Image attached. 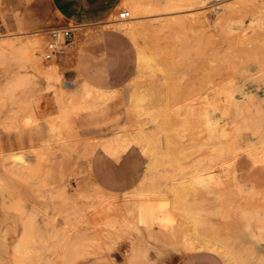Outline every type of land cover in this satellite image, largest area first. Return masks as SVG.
I'll return each mask as SVG.
<instances>
[{"label": "rangeland", "instance_id": "rangeland-1", "mask_svg": "<svg viewBox=\"0 0 264 264\" xmlns=\"http://www.w3.org/2000/svg\"><path fill=\"white\" fill-rule=\"evenodd\" d=\"M134 1L96 25L124 37L135 63L126 84L101 92L65 86L56 58L42 59L48 0H0V133L33 142L0 151V264H185L200 253L264 264V189L234 170L239 157L264 164L261 3L138 0L120 20Z\"/></svg>", "mask_w": 264, "mask_h": 264}, {"label": "crops", "instance_id": "crops-1", "mask_svg": "<svg viewBox=\"0 0 264 264\" xmlns=\"http://www.w3.org/2000/svg\"><path fill=\"white\" fill-rule=\"evenodd\" d=\"M118 2L119 0H48L53 24L45 29L44 34L54 27L66 26L73 29L71 42L55 57L65 86L76 89L86 84L101 92L113 91L121 88L133 76L135 63L127 56L128 42L125 38L109 29H96V25L107 19ZM32 143L31 137L26 133H0L2 152L25 150ZM234 170L236 179L241 184L264 189V164L255 166L249 158L239 157L234 163ZM185 264L221 262L217 257L200 253L199 258L190 257Z\"/></svg>", "mask_w": 264, "mask_h": 264}, {"label": "bare ground", "instance_id": "bare-ground-1", "mask_svg": "<svg viewBox=\"0 0 264 264\" xmlns=\"http://www.w3.org/2000/svg\"><path fill=\"white\" fill-rule=\"evenodd\" d=\"M161 1V0H160ZM171 1V0H170ZM192 1V0H191ZM260 1V3H261V6H262V9H263V12H264V0H259ZM165 2H166V0H165ZM168 2V1H167ZM192 2H196V1H192ZM192 2H191V4H192ZM174 5L175 6V4H174V1L172 0V3H171V5ZM244 4H245V1L244 0H241V1H238V2H235V3H232V4H230V5H227L226 7H224V9H226L227 10V12H228V10L229 11H236L237 9H239V11H241V10H244V11H246L245 9L246 8H244ZM159 5V4H158ZM165 6H166V8H168L167 7V4L165 3L164 4ZM172 5V6H173ZM247 5V4H246ZM189 6V5H188ZM142 4H141V2L140 1H138V0H136V1H134L133 3H132V5H131V7L129 6V8H128V12H129V15H130V17H129V19L130 18H132L133 17V15L135 14V13H137V12H139L141 9H142ZM160 7H161V4H160ZM151 8H153V7H151ZM165 8V7H164ZM165 8V9H166ZM178 8V7H177ZM154 9V8H153ZM159 8L157 7V10H158ZM161 9V8H160ZM170 9H171V6H170ZM172 9H173V7H172ZM241 9V10H240ZM130 11H132L131 13H130ZM151 11H152V9H151ZM264 14V13H263ZM119 20V19H118ZM114 22V21H113ZM115 22H116V20H115ZM124 22L123 21H118V22H116L115 23V28H117V29H120V28H124ZM111 25V24H110ZM112 26V25H111ZM128 31H129V33L130 34H133V30H134V28H133V26H130V27H128V28H126ZM136 33V32H135ZM136 35V34H135ZM134 35V36H135ZM133 37V36H132ZM137 37V36H136ZM136 37H133L134 39L136 38ZM133 39V40H134ZM137 41V40H136ZM188 41H190V40H188ZM13 42V41H12ZM18 42V41H17ZM16 42V43H17ZM191 42V41H190ZM8 43H9V41H8ZM11 43V42H10ZM21 43V42H20ZM20 43H19V45H20ZM28 43L29 44H31V53H30V59H31V61H32V63L34 64V65H37L38 64V58H37V44H36V40L34 39V40H29L28 41ZM1 44V43H0ZM26 44V43H25ZM24 44V45H25ZM192 44H194L193 42H192ZM3 45V44H2ZM14 45V44H13ZM13 45H12V47H13ZM202 45H204V44H202ZM18 46V43L16 44V47ZM180 46V45H179ZM191 46V45H190ZM189 46V47H190ZM193 46V45H192ZM197 46H199V45H197ZM9 47H11V46H8L7 44H6V48H9ZM20 47V46H19ZM0 48H1V45H0ZM5 48V49H6ZM183 48H185V46L183 47ZM3 49V48H2ZM40 49V48H39ZM178 49H181V46H180V48H178ZM190 49V48H189ZM194 49V48H193ZM197 49V48H196ZM4 50V49H3ZM195 51V50H194ZM198 51V50H197ZM201 52V51H200ZM186 53V52H185ZM188 53V52H187ZM186 53V54H187ZM141 58L142 59H144V57H143V55H141ZM52 71H54V70H52ZM52 73V72H51ZM143 96V95H142ZM140 97V96H139ZM137 99H138V96H137ZM141 99H144V96L143 97H141ZM138 101H140V103H141V100L140 99H138ZM146 101V100H145ZM132 103H135V106H134V104H132L133 106L132 107H137L136 106V104L137 105H139L140 107H141V104L139 103V102H135V100H134V102H132ZM145 104V103H144ZM139 106H138V109H139ZM142 106H143V103H142ZM147 107L149 106V105H146ZM144 108V107H143ZM152 108V107H151ZM146 109V108H145ZM152 109H154V107L152 108ZM135 109L133 108V111H134ZM141 110L139 109V112H140ZM144 111V110H143ZM148 111V110H147ZM153 111V110H152ZM152 111L150 112V113H152ZM136 112V111H135ZM142 112V111H141ZM143 114H144V112H142ZM141 113V114H142ZM146 110H145V116H147L146 115ZM155 113V112H154ZM141 114H139V115H141ZM153 114V113H152ZM152 114H150L151 115V117L153 116ZM150 117V116H149ZM154 118V117H153ZM152 119V118H151ZM123 129V128H122ZM138 130V129H137ZM125 131V130H124ZM141 131V130H140ZM139 131V132H140ZM138 132V133H139ZM127 133V132H126ZM130 133V132H129ZM136 133V132H135ZM123 135V134H122ZM130 137V136H129ZM132 138V137H131ZM141 138V140H142V137H140ZM147 139L148 138H146V141H147ZM127 140V139H126ZM138 140V139H137ZM144 140V139H143ZM122 142H123V140H121L120 139V137L118 136V137H116V138H112V140H110L109 142H107V146L109 147V148H113L114 146H121V144H122ZM133 142H134V140H133ZM139 142H140V140H139ZM148 142V141H147ZM146 142V143H147ZM130 143V142H129ZM150 144V143H149ZM122 147H124V146H122ZM154 147V146H153ZM91 149V148H90ZM126 149V148H125ZM146 149V148H145ZM143 150V151H146V153H148L149 151H147L149 148H147L146 150ZM120 150H121V148H120ZM150 150V149H149ZM154 150V149H153ZM114 151H115V149H114ZM150 151H152V150H150ZM154 152V151H153ZM90 153V152H89ZM151 153V152H150ZM149 154V153H148ZM153 154V153H152ZM158 154V153H157ZM91 155V154H90ZM89 155V156H90ZM150 157H152V156H150ZM154 157V156H153ZM152 157V158H153ZM22 158V157H21ZM157 158V157H156ZM155 159V158H154ZM18 160H19V157H18ZM20 161L22 162V160L20 159ZM19 163V162H18ZM144 179V178H143ZM95 184V183H94ZM97 186V185H96ZM135 195V194H134ZM136 196V195H135ZM128 197L127 196H125V199H127ZM124 199V198H123ZM131 198H129V200H130ZM111 200V202H112V199H110ZM119 200V199H118ZM128 199H127V201H129ZM108 201V200H107ZM114 201V200H113ZM116 201V200H115ZM124 201V200H123ZM122 202V201H121ZM108 203V202H107ZM112 203H117V201L116 202H112ZM112 203H111V205H112ZM119 203V205H121V203L120 202H118ZM109 205H110V203H109ZM116 205V204H115ZM114 206V205H113ZM118 206V205H117ZM202 240V239H201ZM200 240V241H201ZM197 241H199V240H197ZM206 241L208 242L209 240H207L206 239ZM209 242H211V241H209ZM183 244H185L186 246H190V247H192V241H191V239H189L188 237H184L183 238ZM198 244V243H197ZM203 244V243H202ZM202 244H201V247H202ZM199 245V244H198ZM212 245H214L213 244V242H212ZM200 246V245H199ZM205 246V245H204ZM214 246H217V245H214ZM211 248H212V246H211ZM199 249V248H198ZM201 249H203V248H201ZM207 249V248H206ZM220 249V248H219ZM188 250H190V249H188ZM216 250V249H215ZM223 250H225V247H224V249ZM186 251V250H185ZM228 251V250H227Z\"/></svg>", "mask_w": 264, "mask_h": 264}, {"label": "built area", "instance_id": "built-area-1", "mask_svg": "<svg viewBox=\"0 0 264 264\" xmlns=\"http://www.w3.org/2000/svg\"><path fill=\"white\" fill-rule=\"evenodd\" d=\"M120 20H126L129 18V12L123 10L118 14ZM3 34L2 24L0 21V37ZM73 38L72 27H54L49 28L46 31V42L42 51V59L44 61H50L56 57V55L68 45Z\"/></svg>", "mask_w": 264, "mask_h": 264}]
</instances>
